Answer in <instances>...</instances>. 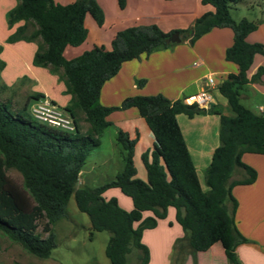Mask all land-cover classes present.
Segmentation results:
<instances>
[{
	"label": "trees",
	"instance_id": "trees-1",
	"mask_svg": "<svg viewBox=\"0 0 264 264\" xmlns=\"http://www.w3.org/2000/svg\"><path fill=\"white\" fill-rule=\"evenodd\" d=\"M17 1L7 16L8 26L17 28L6 42L36 44L32 63L60 75L66 94L72 97L65 110L74 118L75 130L64 131L36 120L29 101L16 109L11 99H0V237L36 258L49 259L57 246L54 226L66 216L74 197L80 212L91 220L92 235L110 233L106 256L111 264H129L131 254L138 264H148L150 254L142 242L143 233L156 228L158 221L167 217L168 209L174 208L185 234L174 246L175 254L180 251L183 255L177 264H184L187 254L206 252L216 244L223 247L230 264H241L236 248L247 240L235 223L238 201L232 190L257 179L256 170L243 162L244 154L264 155V115L255 114L241 102V91L264 78V67L249 77L255 57L264 56V45L247 41L260 23L246 19L235 22L230 9L236 0H201L203 6H210L213 11L199 17L189 32L190 42L194 43L214 29H231L234 40L226 59L238 67V73L228 75L217 88L231 114H223L214 107L208 111L219 116L220 145L205 170L203 186L178 116L192 119L205 110L163 95L131 97L119 107L100 104L104 85L118 75L123 64L168 49L173 45L168 40L174 33H165L158 26L127 28L116 34L110 49L95 46L67 60L65 50L83 45L88 38L87 16L102 26L104 12L97 0H77L66 5L54 0ZM118 3L123 9L126 0ZM30 26L36 28L31 33ZM2 68L4 63L0 62V73ZM43 96L37 94L31 99L41 100ZM131 108L138 110L155 139L151 158L143 157L147 180L137 178L136 140L119 131L123 171L102 187H79L86 161L101 146L104 129L112 125L108 117ZM78 111L85 114L90 124L86 135L78 125ZM10 171L19 173L22 181L11 177ZM236 175L243 178L237 180ZM111 189L129 197L133 209L126 211L117 198H105ZM146 213L153 216L144 217ZM182 241L187 242L189 252L184 247L179 249Z\"/></svg>",
	"mask_w": 264,
	"mask_h": 264
},
{
	"label": "crops",
	"instance_id": "crops-1",
	"mask_svg": "<svg viewBox=\"0 0 264 264\" xmlns=\"http://www.w3.org/2000/svg\"><path fill=\"white\" fill-rule=\"evenodd\" d=\"M54 1L60 5L70 4ZM97 2L104 12L103 24L98 26L91 16H87L85 26L89 33L91 30L94 32V47L103 46L106 49L111 48L116 34L127 28L158 26L165 33H181L185 29L191 31L199 17L213 11L212 7L203 6L201 0H126L123 9L120 8L118 0H97ZM109 5L112 10L108 8ZM101 30H105L103 35L100 33ZM179 38L180 42L173 43L168 49L123 64L118 75L104 85L100 104L109 108L119 107L131 97L156 95H163L171 101H185L188 97L202 91L205 88L206 79L212 76L215 78L216 86L211 107L220 110L223 114H231L226 99L219 94L217 88L228 75L238 73V67L226 59V52L234 40L232 30L229 28L214 29L194 43L190 42L191 34L185 36L179 34ZM247 41L250 44L264 45V21L259 24L255 32L248 36ZM86 51L82 45L68 47L65 50V58L71 60ZM260 67H264L263 55L255 57L249 77L252 78ZM1 82L0 88L5 91L13 90L11 85L16 83V81L10 83L7 80ZM24 82L30 85L34 83L29 80ZM32 90L33 96L44 95L42 99H47L54 106L60 107L55 98L51 99L44 92L34 88ZM244 90L250 91L251 101L254 102L251 105L252 109H248L255 114L264 115V78L261 83L250 84L241 91L242 104L245 99H251L249 95L243 94ZM62 105L65 110L71 102L67 101ZM208 111L205 110L204 113L192 119L185 115L178 116L181 131L202 185L203 171L209 167L213 153L220 145L219 116ZM107 120L116 127L117 135L119 131H123L129 135L130 139L136 140L134 159H142L143 162L144 156L151 158L155 148V139L137 109L116 111ZM242 160L256 170L257 179L253 184L237 185L232 190L234 198L238 201L235 223L241 235L247 240L237 246L236 255L241 264H264V155L247 153L244 154ZM139 167L140 171L138 168L136 170L137 178L146 181L147 170L144 162L143 166L139 163ZM111 198H117L119 204L122 205L121 198L118 196ZM124 204L127 205L126 211L133 209L128 201H124ZM146 214L144 217H147ZM174 219L176 220V210L169 208L167 217L159 220L157 227L150 230L156 232L167 220L170 228L174 229ZM176 223L180 226L177 230L181 231L175 234L169 233L170 230L156 233L148 240V243L155 247L157 254L165 256L164 262L161 261L160 264L174 263L175 243L185 236L177 220ZM147 231H144L142 238L143 244L146 245L148 244L144 242V237ZM3 241L0 237V250ZM184 264L230 263L223 247L216 244L206 252L187 254Z\"/></svg>",
	"mask_w": 264,
	"mask_h": 264
},
{
	"label": "rangeland",
	"instance_id": "rangeland-1",
	"mask_svg": "<svg viewBox=\"0 0 264 264\" xmlns=\"http://www.w3.org/2000/svg\"><path fill=\"white\" fill-rule=\"evenodd\" d=\"M56 1L63 3L74 2V0ZM17 3V0H0V62L4 63V68H2L0 73V86L2 85V80H7V82L10 83L16 81V85H13V83L11 85V89L13 90L5 91V89H2L3 91L0 94V99L3 101L11 99L16 109L23 107L29 101L30 109L35 113L34 109H38L39 105H45V103H47L46 101H48L50 105L52 103L47 99H31L34 94L32 88L44 92L48 97L51 99L55 98V101L58 102L60 107L55 106L54 111L57 112L56 115L71 123H64L66 125L65 128L62 127L60 129L74 132V130H71L74 125V118L63 109L62 105L67 101L71 102L72 97L66 94L65 85L58 74L53 73L47 68L35 67L33 65L32 60L37 49L36 44L26 42L8 44L6 42L8 37L13 34L17 28V26L10 28L7 22L8 12L13 9ZM108 8L112 10L111 5H109ZM230 13L233 20L237 23L246 19L250 22H259L261 24L264 21V0H236V2L231 5ZM35 29V27L30 26L29 33L33 32ZM187 30L188 29H185V31L182 32L189 34L190 31ZM100 33L103 35L105 30H101ZM94 38V32L91 30L86 42L82 45L85 50L90 51L94 48ZM25 80L34 83L32 85L26 84V82H24ZM243 94L249 95L250 98L252 96L248 90H244ZM251 100L252 98L243 101L246 108L252 109L251 105L254 102ZM254 111L256 113L258 112L257 110ZM77 121L82 134L86 135L90 129V124L86 121V116L82 111L77 112ZM134 161L136 170L137 168L139 170V163L143 166L142 159H134ZM123 169L124 152L117 141L116 127L111 125L104 129L102 133L101 146L95 148L86 161L80 175L79 187H102L114 181L116 176L121 173ZM203 172L205 173V171ZM9 175L22 181L21 175L16 171H10ZM202 178V180H204V177ZM241 178H243L242 175L235 176V179ZM115 196L121 198L122 205L120 206L123 209L127 208L124 201H128L132 208V200L125 196L120 190L111 189L105 193V198L107 199ZM146 216L150 217L152 214L147 213ZM168 222V220L164 221L165 224L156 232L148 230L145 234L144 242L148 245L145 243L144 245L149 250V264H160L161 261L164 262L165 257H163V255L160 256L159 253L157 254L155 247L151 243H148L149 238L155 236L156 233L167 232L168 230L171 231L169 233L173 234L181 231L177 230V227L180 229V226L176 223L175 219L173 223L176 229H171ZM39 232H42V225ZM54 234L57 246L52 250L50 258L45 260L28 254L19 245L1 236L4 241L1 244L0 264H111L106 256V247L110 239V233L106 231L93 232L92 235L91 220L87 214L80 212L74 197L71 198L68 204L66 216L55 224ZM46 236L47 235L44 234V237ZM186 245L187 242L182 241L178 244V247L179 249L180 247H184V250L189 252ZM181 254L180 251L176 252L174 264H177V261L183 256ZM134 258L133 254L129 256V264H138Z\"/></svg>",
	"mask_w": 264,
	"mask_h": 264
},
{
	"label": "built area",
	"instance_id": "built-area-1",
	"mask_svg": "<svg viewBox=\"0 0 264 264\" xmlns=\"http://www.w3.org/2000/svg\"><path fill=\"white\" fill-rule=\"evenodd\" d=\"M215 86V78L212 76L208 77L206 79L205 88L198 94L188 97L184 102L188 105H197L203 110H209L213 101V91ZM46 102L45 105H39L38 109H34L35 113L30 109L31 114L36 120L58 129L62 127L65 128L66 125L64 123L71 124L69 121H65L60 116H57V112L54 111L55 106L52 104L50 105L48 101ZM71 130H75V123Z\"/></svg>",
	"mask_w": 264,
	"mask_h": 264
},
{
	"label": "water",
	"instance_id": "water-1",
	"mask_svg": "<svg viewBox=\"0 0 264 264\" xmlns=\"http://www.w3.org/2000/svg\"><path fill=\"white\" fill-rule=\"evenodd\" d=\"M168 41L171 43L180 42L179 33H174Z\"/></svg>",
	"mask_w": 264,
	"mask_h": 264
}]
</instances>
